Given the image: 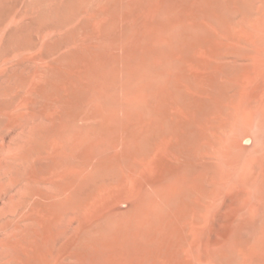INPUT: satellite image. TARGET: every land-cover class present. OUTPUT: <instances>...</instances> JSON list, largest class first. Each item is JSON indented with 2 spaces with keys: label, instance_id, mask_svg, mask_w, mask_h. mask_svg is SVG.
Wrapping results in <instances>:
<instances>
[{
  "label": "bare ground",
  "instance_id": "6f19581e",
  "mask_svg": "<svg viewBox=\"0 0 264 264\" xmlns=\"http://www.w3.org/2000/svg\"><path fill=\"white\" fill-rule=\"evenodd\" d=\"M125 1L75 0L73 11L57 27L64 35L75 30L70 45L73 50L81 49L84 56L83 42L74 28L81 18L95 22L90 29L97 42H112L120 50L124 48L130 58L151 52L150 60L142 57L135 69L130 65L132 59L122 66V59L95 61V53L88 48L91 56L86 69L98 70L106 77L101 80L105 89H96L97 95L83 103L85 108L77 105L70 112L67 106L77 97L80 81L59 74L62 81L54 84L52 75L59 68L51 64L52 56L38 68L21 55L24 50L45 44V35L41 40L33 36L35 18L39 17L36 9L41 5L32 0H0V139L3 129L20 127L24 135L21 138H25L0 149V166L13 174L14 183L22 181L29 194L42 198L28 202L34 207L43 202L41 207L55 229L47 234L44 221L35 213L32 222L39 228L33 232L28 229L21 237L17 231L20 238L14 245L0 233L6 242L2 247L8 248L3 250L9 254L5 255L0 245V254L8 257L4 263L0 258L3 264H70L73 260L85 262L86 257L95 254L101 258L105 254L102 248L114 246V239L121 237L123 243L127 242L119 233L125 228L134 232L132 247L137 242L143 247L140 264H193L187 256L190 250L192 257L200 255L201 261L213 259V248L211 252H194L182 216L168 222L152 219L159 214L161 202H252L257 187L264 183L259 174L264 170V161L252 168L253 176L244 173L248 144L258 133L262 146L254 152H264V0H189V6L188 0H170L167 8L144 5L142 14L134 18L127 9L134 6L133 1L126 5ZM148 12L152 19H158L155 24L150 25L152 19L148 23ZM150 27L155 30L146 38L148 48L147 40L145 45H139V41L144 40ZM169 33L170 37L175 35L173 41ZM160 44L167 45L163 48ZM194 48L208 58L209 74L198 73L200 66L191 53ZM128 80L142 82L138 90L144 86V94L140 92L135 101L123 104L106 102L108 95L124 92L130 85ZM21 103L29 110L26 116L20 114ZM49 109L69 116L56 119ZM42 124L48 129L43 130ZM48 136L56 138L59 146L49 147ZM41 158L48 163L44 168L48 166L60 178L56 183V178L54 182L52 178L46 181L51 173L48 177L44 173L47 178L44 176L46 180L42 181L53 183V193L43 192L42 181L38 183L32 176ZM164 159L173 167V173L167 176L163 173ZM151 160L159 163L157 174L146 175L145 184L132 182L133 174L150 167ZM130 184L138 189L131 201L138 209L132 223L122 218V211L109 209L95 215L84 228H73L72 233L64 225L60 211L69 202L116 200L119 194L111 191H122ZM230 187L239 191L231 193ZM121 194L119 200L124 198ZM9 199L14 202L12 196ZM194 207L200 210L196 204ZM10 221L0 223V229L8 235L24 229L18 228L15 220ZM37 245L45 249L38 250ZM137 261L128 250H121L113 264Z\"/></svg>",
  "mask_w": 264,
  "mask_h": 264
},
{
  "label": "rangeland",
  "instance_id": "374dc122",
  "mask_svg": "<svg viewBox=\"0 0 264 264\" xmlns=\"http://www.w3.org/2000/svg\"><path fill=\"white\" fill-rule=\"evenodd\" d=\"M32 1L36 2L35 0H32ZM67 1H69L70 4ZM67 1L65 0H42L41 2L40 0H37L36 3H38V5H41V7L39 8V10L36 9V14L39 15V17L37 16L38 18L37 17L35 18V22L33 26V30H34L33 36H34V39L40 38L41 40L42 36L45 35V37L43 38V41L45 42V44L43 46L38 45L36 48L31 49V50H24L21 53V55L23 56L25 60L29 62V64L32 67H38V68H42L43 66H45V63H46L45 58H47L49 55L52 56L54 58V61L51 64L59 68L57 69V72L52 75L54 84H57L62 81L58 77L59 74H62L60 75V77L61 76L63 77V75H65L67 77L69 76L72 78L75 77L78 79V81H80L79 82L80 89L76 94L77 97L75 96L77 99L76 98L74 99V102L71 103V106L69 104L67 106L70 112H74L78 106L85 108V105H83V103L86 104L88 100L91 99V97L97 95L96 89L98 90L99 88H101L103 91L105 89L104 88L105 86L104 87L102 86L101 80L103 79L104 81L106 77L104 75L100 76L101 72L99 73L98 70L89 72L86 69L89 57L91 56L90 51L87 50L88 48H91L93 52L95 53L94 55L95 61H103L106 63V62H109L113 58L122 59L123 62H119L121 64L120 66H122L124 64V61L125 62L128 61L130 63V60L132 59L131 60L132 63H130V65H133L132 67H135V69H138L137 65L139 64V61L140 62L142 61L141 59L142 57L143 59L148 58V60H150L151 52L146 53L145 51H143L142 57L141 56L139 57L137 53L136 54L137 58H135L136 55H133V56L131 55L132 58H130L127 52L124 51V48L120 50L119 49L120 46L118 47L114 45L112 42H108V41L100 42L99 40L97 42V40L93 37L92 31L90 29L95 25V22H93V20L89 21L88 18H85V19L81 18L80 20L76 22L74 26V28H76L77 30V38L82 40L83 42L81 45L85 49L84 50L85 56L81 49L76 48L73 50L70 43L72 40L71 37H73L75 30L73 29L72 33H69V35L68 34L64 35L62 34L60 30H57V27L65 19V17L69 16L71 12L73 11L72 7H73V4L75 3V0H72V1L67 0ZM128 2H132L133 5L135 6V7L133 6L129 8L127 7V9H129L131 12L130 18L140 16L142 14V11L144 10V7H145L144 5L149 4L148 7H151L152 5L154 6L155 4H159L167 8L170 4V0H155V2L154 0H138V1L126 0L123 3L127 4ZM45 4L47 6H45ZM187 5L189 6V0L187 1ZM48 6L50 8L47 10ZM51 9H53L54 11ZM148 14L151 17L150 18L147 15V18H148L147 21L149 23V19H152V15L149 12ZM23 18H25L24 21L27 19L26 17H23ZM154 18L155 17L153 16V19L151 20L150 25L153 23L155 24L156 20L158 21L157 18L155 19ZM149 30L150 31L144 37V40L142 39L139 41V45L140 43L145 45L144 44L146 43L145 40H147L146 44H147V47L149 48L150 46V44L148 43L149 39H146V38H148L149 35L154 32L155 27H150ZM174 36L175 35L171 34V37H170V33H169V37L171 40L174 38ZM175 41H176V38H175ZM91 42L94 44L93 46L90 45ZM166 45L160 44L159 46L165 48ZM191 53L193 55L192 56L193 59L198 61L197 66H200V69L198 70V73L200 74V76L205 75L207 73L209 74V70L206 66V64L208 63V58L205 55H203L197 48L192 49ZM71 59H72V62L69 67L67 66V62ZM201 62H203L204 65H202ZM120 66L119 68H122ZM148 67L149 66H147V68ZM104 68L105 69L108 68L107 70H109L108 66L104 65ZM135 69L134 71L138 72ZM86 72L88 73L86 74ZM98 75L100 77H98ZM93 77H96V78H93ZM128 81L130 85L127 83V85L129 86L126 85L127 87H125L124 92H122V90H119L115 94L108 95L106 102H110V101H111L110 103L121 102V104H123L124 102L135 101L136 98L141 96L140 94H144L145 92L144 86L140 88L141 93L138 90L142 82H138L136 80H128ZM130 81L138 82L137 83L138 86L136 85L133 86L134 84L130 83ZM87 86H90V87H87ZM133 87L137 89L134 91ZM88 92L90 93V95ZM85 99H87V101ZM21 105L22 106L19 109L21 111L20 114L24 116L28 115L29 110L28 111L26 110L27 106L26 105L24 106V103H21ZM49 110L51 111V109ZM56 112H57V115L55 114ZM56 112H53V111L50 112L51 116L56 117V119L62 118L63 120H65L67 116H69L68 113L63 114L62 112L59 113V111H56ZM42 125H43L42 126L43 130L48 129V125L46 124H42ZM2 134H3V137L0 139V146L2 145V147H0V149L4 147L5 148L10 147L11 145L13 146V144L15 145L17 142L23 141L25 139V138L24 139L21 138V137H24L21 131V127L18 130L12 129V128H5L2 130ZM46 141L48 142L47 145L49 147L52 146V148L54 147L56 148L57 146H59V143L57 142L56 138L52 136L46 137ZM253 142L255 143L253 144ZM261 143H262V139L260 137V134L258 133L256 134L255 138H252V140L248 144L249 149L247 151V154L244 157V163H245L244 173H248L250 177L254 175L252 168H254L255 166H258L256 165V163L257 162L259 163L260 161H264V152H259V153L254 152L257 149V147H260ZM37 160L38 162L41 161V163H39V165L40 164L41 165L40 166L38 164L36 165L37 167L34 168L36 170L34 169L32 170L36 174L33 173L32 176H34L36 180L39 181L38 183H40L42 181V178L46 180V178L48 177L47 175L51 173V169H49L48 166L45 167L48 169L44 168V166L48 164L47 160H42V158L40 159V161L39 159ZM158 164H159L158 161L154 162L151 160L150 167H148L147 169L143 168L141 172L134 173L131 181L134 182L133 180H135V182L137 183L145 184L146 177H147L146 175L155 176V174H157L156 171L158 169ZM0 168L2 170L0 172V177H1L0 178V194H1L0 195V223L3 222L5 224L7 223L9 224L11 223L10 220H13V221L15 220L16 223H18V226L20 225L18 228L20 227L24 228V229L20 228V230L16 229L15 235L11 233H9L8 235V232L6 233L5 230L0 229L1 230L0 233H2V235L4 234V237L6 239L5 241L7 243L9 241L12 243V245H14V243L17 241L16 240L17 237L20 238L21 235H23L24 233L28 231V229L31 230V232H33L37 228H39V225L36 222H32V218L36 219L35 213H36L37 219L40 218V220L44 221L45 225L47 226V227L45 226L47 234L55 230L53 229L54 225H52L53 223H51V220L48 217V214L46 213V211H44V208L41 207V206H44L43 202H38L37 203L38 205H36L37 207L36 206L34 207L32 202L30 203L28 202L30 200L43 201L42 198L40 196L37 198L36 195L29 194L27 190L23 188L24 183L22 181L14 183L16 178H13V174L10 171L6 170L3 166L2 167L0 166ZM40 169H42L41 170L42 173L39 171ZM43 169L44 171L45 170L46 171L43 172ZM30 173L32 174V172ZM44 173L46 174L47 177L45 176ZM163 173L165 176L173 173V167L171 165V162L167 161L166 159L163 160ZM259 174H261V176L264 177V170L260 171ZM8 175L9 176L11 175V176L9 177ZM50 175L51 177L47 178L46 181L51 182V178L52 180L56 178V176H54L53 173H51ZM154 176L152 178H154ZM9 180H11V182ZM54 180L52 182H54ZM59 180L60 178H56L54 183H56V181L58 182ZM46 181L43 180L42 183H40L41 190L45 193L47 192L53 193L54 187L53 185L50 186L53 183L49 182V184H47ZM44 182L46 184H43ZM2 187L5 190H2ZM5 187H7V189ZM127 187L128 189H126ZM127 187L123 188L122 191L121 190L119 191L116 189H113V191H111L113 195L119 194L120 196V194L122 193L121 195L124 198H120V200L118 199L119 198L118 196L116 200L115 198L113 199L103 198L102 199L104 201H106L105 199H107L109 200V202L108 201L104 202L101 199L96 200V202H81L82 205H80L81 204L80 202L74 203L75 205L72 202L71 203L69 202L67 205L68 208L65 207L64 209H61L60 211L61 215L64 214L62 216L64 220L63 223H65L64 225H66L69 230L71 229L70 232L72 231L73 228H77V227L84 228L86 225H88L91 222V219L95 215H98L100 212H103L104 210H109V209L122 211L123 212L122 218L126 220L128 223H132L138 216V209L134 206L136 202H131V201H133L132 199L135 197L136 191L138 192V189L137 188L135 189L134 188L135 186H132L131 184L128 185ZM230 190H231V193L239 191V189L236 187H230ZM3 191L5 192L7 191V192L5 193ZM9 196L13 197L14 202H11V200L9 199L10 198ZM23 199H25L24 202L27 201L26 203L29 204V205L27 204L26 206L27 211L24 210V206L26 203L25 204L21 203L23 202ZM111 200L115 202H112ZM20 204L21 206H19ZM195 204L198 207H200L199 211L197 210L195 211V207H194ZM195 204L194 202H161V206H160L161 209L158 210L159 214L156 215V217L155 215L152 217V219L156 221L161 220L162 222H168V219L177 220L179 219L180 216H182V219H184V221L188 224L186 233L188 237L190 238L191 242L193 243L194 252L195 251L203 252V253L211 252V249L213 248V252H214L213 259L205 258L203 261L200 260V257H199L200 255L192 257L194 253H191V250L188 251L187 256L191 259L193 264H264V183H261L257 187L256 192L254 193L252 202H195ZM19 210L21 212H19ZM23 211H25L24 214H23ZM3 216L6 222L2 219ZM17 219H18V222H17ZM74 232H76L75 229L73 233ZM17 233L20 235V237ZM119 233H123L122 235L125 236L123 238H125V240L127 241L126 243H123V241L120 239L121 237L118 238L117 240L114 239L113 240L114 246L102 248L101 252L105 254L101 258L100 256L96 258L95 257L96 254H95V255H92V256L90 255L86 257L85 262H81L79 260H73L70 262V264H113L115 259L119 257V254H121V250H128V252L132 253L138 260L137 262H133V263L128 262V264H140L139 262L143 260L144 258V255H143L144 252L142 251L143 247L142 246L140 247V245L138 244L139 242H137L134 245L136 246L138 244V247H134V246L132 247V239L134 238V232L132 233V230L130 228H125L124 230L119 231ZM4 237L2 236L0 237L2 238V240H0L1 250L7 247L6 245H3L2 247V243H6L3 241ZM33 246L35 247V245ZM36 248L38 250L45 249L42 245H37ZM6 249L3 250L5 251L4 254L9 255L7 254ZM188 249H191V247L189 246ZM1 250H0V253L2 252ZM135 250H137V252H135ZM2 255L0 254V258L2 259V261L5 257L8 258L5 255L3 257ZM1 259H0V264H3L4 262L7 261V259H4L3 263H1L2 262Z\"/></svg>",
  "mask_w": 264,
  "mask_h": 264
}]
</instances>
